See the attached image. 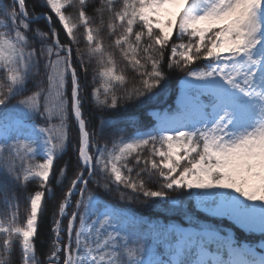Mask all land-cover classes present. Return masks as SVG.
Here are the masks:
<instances>
[{"label": "snow or ice", "instance_id": "obj_1", "mask_svg": "<svg viewBox=\"0 0 264 264\" xmlns=\"http://www.w3.org/2000/svg\"><path fill=\"white\" fill-rule=\"evenodd\" d=\"M44 6L37 15L26 0H0V264L17 246L19 264H264V239L238 241L216 223L264 236V0ZM176 71L174 107L152 113L154 124L126 116L166 94ZM73 123L68 177L57 161ZM63 180L41 258L39 222ZM120 204L165 205L183 223H148Z\"/></svg>", "mask_w": 264, "mask_h": 264}, {"label": "trees", "instance_id": "obj_2", "mask_svg": "<svg viewBox=\"0 0 264 264\" xmlns=\"http://www.w3.org/2000/svg\"><path fill=\"white\" fill-rule=\"evenodd\" d=\"M5 3H10V0H4ZM26 6L28 8V11L32 13L33 11L39 15L40 13H48V9L44 6V0H26ZM91 15V12H90ZM55 20V17H53ZM54 27L57 28V30L60 31L61 39L64 42H67L65 34L60 29V25L58 23H54ZM33 27H39L40 29L47 31L48 25L47 21L40 20L39 23L34 24ZM82 32L83 29H80L78 32V36H81L82 38ZM105 39L107 41V37L105 36ZM83 47V41L80 45ZM117 60L119 61V54L116 53ZM183 78V73L176 71L174 74H172L169 77V90L166 94H164L162 97L158 98L157 100H154L151 105L148 106H141L136 107L135 105H130L128 111L126 112L127 117H132L137 120H139L142 123H152L154 124V120L149 115L150 111L153 110H165L169 106L174 105V101L180 91V82ZM29 89L33 88V84L29 83L28 85ZM93 87L92 83V73L89 72L88 76V83H87V91L90 93L91 89ZM174 107V106H173ZM85 112L91 113L92 117H97V110L95 108V105L93 104L90 97H88V103L85 105ZM72 145L68 148L67 153L62 156L57 161L58 168H63L65 163H69L70 165V171L67 173L68 177L72 176L73 171L76 168V137H77V131L75 128V125L73 123L72 127ZM60 177L57 173V180H59ZM68 180H63L60 185H57L55 182H53V187L56 192V197L52 200L47 201V213L42 217V219L39 222L38 226V235H37V252L41 256V258H44L48 252L50 251V245L52 241V231H51V217L53 211L56 209V205L60 199H62V190L67 189ZM37 190L36 184H29L26 189L20 190L21 195V220L23 219L24 209L27 207V201L23 198L27 196L29 193ZM105 200L109 201L110 203H115L114 199L112 197L104 196ZM119 207L122 210L127 211L130 207L131 213L134 214L136 217L142 219L143 221H146L148 223H166L169 221H175L178 223H183L182 218L175 213L168 212L165 205H157L151 208L141 206L140 204H133L131 206H126L124 204H120ZM191 207H195L194 201H192ZM206 214H199V219L204 220ZM216 223L220 224V226L225 230H231L232 234L238 241H247L252 244L259 243L262 239H264V236H261L259 234H246L243 230L239 229L237 226L232 224L231 222L227 220L223 221H216ZM184 226H187L184 224ZM20 249L17 246L15 249V252L12 256V264H19L20 262Z\"/></svg>", "mask_w": 264, "mask_h": 264}, {"label": "rangeland", "instance_id": "obj_3", "mask_svg": "<svg viewBox=\"0 0 264 264\" xmlns=\"http://www.w3.org/2000/svg\"><path fill=\"white\" fill-rule=\"evenodd\" d=\"M183 80V79H182ZM180 87H182V81H181V84H180ZM181 91V90H180ZM180 96V93H179V95H178V97ZM177 100H178V98H177ZM177 100H176V103H177ZM194 203H195V201H194ZM226 220V219H225ZM228 221V220H227ZM230 222V221H229ZM232 223V222H231ZM233 224V223H232ZM236 226V225H235ZM238 227V226H237ZM239 228V227H238ZM240 229V228H239ZM242 230V229H241ZM258 244V243H257Z\"/></svg>", "mask_w": 264, "mask_h": 264}]
</instances>
